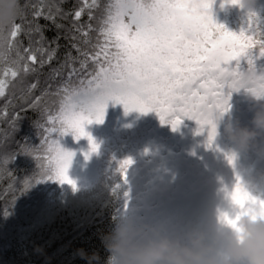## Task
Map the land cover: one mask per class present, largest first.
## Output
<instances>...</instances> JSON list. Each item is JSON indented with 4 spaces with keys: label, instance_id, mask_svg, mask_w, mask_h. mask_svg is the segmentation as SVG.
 <instances>
[{
    "label": "trees",
    "instance_id": "trees-1",
    "mask_svg": "<svg viewBox=\"0 0 264 264\" xmlns=\"http://www.w3.org/2000/svg\"><path fill=\"white\" fill-rule=\"evenodd\" d=\"M106 2L99 0V7L90 10L94 17L91 21L89 10L77 21L74 13L83 0H20L21 14L16 23L22 25V31L10 49L8 29L5 30L0 68H22L24 62L20 57L29 48L37 55L38 62L31 71L21 70L16 78L9 76L11 83L6 94L0 96V264H89L81 258L79 249L88 255L98 254L99 259L93 264H106L110 253L101 237L112 230L118 214L128 212V206L138 196L137 191H142L147 202L141 205L145 210L144 214L141 212L143 219L147 215L151 221L160 223L161 218L157 216L164 203L172 201L190 207V203L220 186L227 164L219 162V157L212 160L211 156L216 157L225 150L233 158L237 154L235 145L222 130L206 152L201 141L208 139L207 126L199 131L195 120L182 117V122L173 128L170 123L161 122L155 111H148L147 121L136 127L133 136L124 134L118 135L116 141L103 140L96 155L99 175L89 189H75L65 182L47 178L49 174L43 173L41 167L47 161L38 159L47 156L45 138L49 142L59 141L67 150L69 136L65 135L72 133L45 131L51 127L48 115H55L59 109L60 97L56 93L69 82V71L73 67L77 69L70 81L72 85H78L79 79L86 75L80 71L81 52H91L97 32L91 31L87 38L82 33L89 31V23L93 29L98 28ZM221 4L222 0L212 2L213 21L229 31H247L250 18L236 11L227 15ZM39 10L43 15L36 16ZM49 14L54 19H46ZM255 16L264 20V8ZM85 39L92 43L85 44ZM53 53L49 60V54ZM249 55L257 73L264 72V56L259 55V49L253 48ZM240 65L247 70V56L241 58ZM243 100L250 109L242 106ZM228 105L229 109L239 112L238 121L253 116L257 106L251 92L244 88L231 91ZM142 131V137L147 135V140L141 150L149 148L148 161L152 165L161 161L162 167H155V172L148 171L140 177L141 172L136 171L140 150L129 152L124 146ZM179 149L180 153H176ZM199 152L206 159L203 171L199 169ZM182 153H187L192 162L185 161ZM129 158L132 163L125 177L119 171L120 162Z\"/></svg>",
    "mask_w": 264,
    "mask_h": 264
},
{
    "label": "snow or ice",
    "instance_id": "snow-or-ice-1",
    "mask_svg": "<svg viewBox=\"0 0 264 264\" xmlns=\"http://www.w3.org/2000/svg\"><path fill=\"white\" fill-rule=\"evenodd\" d=\"M213 0H107L103 7L99 26L82 35L87 38L96 31L95 43L91 52H81L80 71L86 73L78 85L70 83L76 74L74 67L68 73V83L57 91L59 109L55 115H48L50 128L45 131L59 132L61 135L71 131L79 140L87 136L92 151L97 144L85 125L95 119L103 122L109 101L123 104L125 112L155 111L161 122L170 123L173 128L182 122V117L193 119L199 131L208 128V144L211 146L216 127L213 113L227 109L231 91L241 88L253 94L264 95V72L257 73L254 60L249 55L253 48L264 56V20L249 13L247 31L233 32L213 21L210 8ZM240 5L241 0H227ZM99 7V0H83L75 11L77 21L86 10L89 20L94 17L91 9ZM59 11V9H57ZM43 11L36 12V16ZM46 19H54L49 14ZM38 30V29H37ZM22 31V25L14 23L8 29V48ZM4 33L0 28V60L4 59ZM257 37H259L257 39ZM85 44L91 40L85 39ZM53 54H49V60ZM248 57V68L240 65L242 57ZM22 68H0V96L6 94L11 83L9 76L16 78L21 70L28 72L38 62L31 49L20 57ZM42 63V61H40ZM235 62V63H233ZM91 65V70L89 67ZM35 88L36 85H32ZM46 160L42 164L47 178L75 186L68 176V168L74 152L65 150L59 141H48ZM229 162L233 157H228ZM132 160L120 162L119 171L126 177ZM227 196L236 203L248 200L258 202L264 210V198L253 196L239 181L225 189ZM225 220H231L225 216Z\"/></svg>",
    "mask_w": 264,
    "mask_h": 264
},
{
    "label": "clouds",
    "instance_id": "clouds-1",
    "mask_svg": "<svg viewBox=\"0 0 264 264\" xmlns=\"http://www.w3.org/2000/svg\"><path fill=\"white\" fill-rule=\"evenodd\" d=\"M255 3L241 0L239 6L250 9ZM230 4L222 0L221 7ZM20 14V0H0V28L9 29ZM251 94L257 104L251 127L228 116L229 108L216 110L212 117L215 137L222 130L237 154L248 151L264 133V95ZM243 185L250 193L258 187L252 179ZM101 239L110 253L106 264H264V210L253 200L241 206L228 197L213 227H192L183 233H173L164 224L149 222L131 211L121 212ZM78 252L89 264L99 259L96 253Z\"/></svg>",
    "mask_w": 264,
    "mask_h": 264
},
{
    "label": "rangeland",
    "instance_id": "rangeland-1",
    "mask_svg": "<svg viewBox=\"0 0 264 264\" xmlns=\"http://www.w3.org/2000/svg\"><path fill=\"white\" fill-rule=\"evenodd\" d=\"M263 3L264 0H256L254 7L250 9L241 8L239 5L233 4L222 8L227 15L236 11L243 17L250 18L249 13H253L254 15L261 13L264 8ZM242 106L247 107L244 100ZM145 115L146 112H140L137 110L125 112L123 104L109 101L105 109L103 122H96L95 119H93L92 123L85 125L86 132L90 134L93 141L98 146L96 151H92L87 136H83L77 140L73 133L65 135V137L69 136V149L67 150L74 152L72 162L68 168V176L75 182V186L67 182H65V184L79 190L80 188L81 190H87L92 187L97 181L99 175L96 155L103 140H107V142H110L111 140L116 141L118 135L124 134H132L133 136L134 130L137 129L136 127L147 121ZM227 115L241 125L252 126L253 116L248 119L242 117L240 121H238L239 112L235 109H229ZM142 134L143 131L136 138L129 140L124 146L129 152L131 149L140 150V155H137L138 157L136 158L137 160L139 158V164L136 166V171H139V173L141 172L140 177L145 176L148 171H154L153 168L155 167H162H160L161 161H156L154 165L148 161L147 156L149 158L151 152L149 148H147V150H141L146 145L147 140V135H143L142 137ZM201 143L202 147H206V152L207 150H210L208 139L201 141ZM227 146L228 144L226 143L225 147ZM104 148H106V146H104ZM180 151L181 150L179 149L176 153H180ZM197 155L200 159L199 169L203 171L202 168L205 167L206 159L202 157L201 152ZM229 156H231L230 151L227 150L219 152L216 157L211 156L212 160H216L219 157V162L222 160L227 164L226 172L223 174L222 182L219 187H216L210 194L202 197V199L197 200L195 203H190V207L188 204L180 206L172 201L164 203L161 213L157 216L161 218L160 223L158 224H164L173 233H183L192 227H204L210 229L216 224L219 211L228 198L225 189L231 190L237 182V178H239V181L243 184L249 179L255 180L258 187L251 194L257 198H264V133L258 137V142L256 144L241 155L236 154L231 162H229ZM181 157L185 161L189 160V162H192L190 161L191 157L187 153H182ZM190 180L191 179H189V181ZM136 194H138V196H135V201H132L128 206V211L143 218L145 210L141 209V205L143 206V204H147V202H145V197L143 196L142 191L139 190ZM147 208H151V206L147 205ZM144 216L145 220L157 223L156 221H151L152 218L147 217V215Z\"/></svg>",
    "mask_w": 264,
    "mask_h": 264
}]
</instances>
